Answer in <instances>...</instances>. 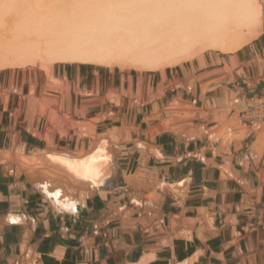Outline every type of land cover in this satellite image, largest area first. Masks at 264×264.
<instances>
[{"label": "crops", "instance_id": "1", "mask_svg": "<svg viewBox=\"0 0 264 264\" xmlns=\"http://www.w3.org/2000/svg\"><path fill=\"white\" fill-rule=\"evenodd\" d=\"M262 91L264 26L158 70L0 68V264H264Z\"/></svg>", "mask_w": 264, "mask_h": 264}, {"label": "bare ground", "instance_id": "2", "mask_svg": "<svg viewBox=\"0 0 264 264\" xmlns=\"http://www.w3.org/2000/svg\"><path fill=\"white\" fill-rule=\"evenodd\" d=\"M83 1H69L62 12L39 3V12L32 0H0L1 27L11 12L21 20L17 28L0 27V68L76 61L158 70L211 49L233 53L263 24L261 0ZM55 202L70 211L76 204Z\"/></svg>", "mask_w": 264, "mask_h": 264}, {"label": "rangeland", "instance_id": "3", "mask_svg": "<svg viewBox=\"0 0 264 264\" xmlns=\"http://www.w3.org/2000/svg\"><path fill=\"white\" fill-rule=\"evenodd\" d=\"M6 1H9V0H6ZM28 1H29V0H27V2H28ZM30 1H31V0H30ZM32 1H33V2H32V5H34V8L37 9V10L40 12V9H39L40 6H41V9H44L45 11H46L47 9H48V11H49L50 8H51V9H54V10H56V8H58V9L60 10L61 8H64L65 6L67 7V5H69V1L72 2L73 0H63V1L61 0V2H60V0H32ZM36 1H38V2H36ZM54 1H56V2H55L56 4L53 3ZM64 1H65V2H64ZM74 1H75V0H74ZM77 1L80 2V0H77ZM88 1H90V0H88ZM92 1H94V0H92ZM4 2H5V1H4ZM57 2H59L60 4L57 3ZM81 2L84 3V2H87V1H83V0H81ZM81 2H80V3H81ZM261 2H262L263 7H264V0H261ZM28 3H29V2H28ZM30 3H31V2H30ZM39 3H40V4H39ZM50 3H53V4H50ZM67 3H68V4H67ZM74 3H76V2H74ZM38 4H39L40 6H38ZM54 4H55L56 7L53 6ZM43 5H44V6H43ZM57 5H58V6H57ZM63 5H65V6H63ZM70 5H72V3H70ZM46 6H47V7H46ZM48 6H49L50 8H49ZM51 6H52V7H51ZM61 6H63V7H61ZM53 7H55V8H53ZM60 7H61V8H60ZM46 8H47V9H46ZM54 10H53V12H52L53 14H54ZM62 10H63V9H62ZM42 11H43V10H42ZM45 11H44V12H45ZM51 11H52V10H51ZM51 11H50V12H51ZM60 11H61V10H60ZM60 11H59V12H60ZM14 12H15V11H14ZM14 12H11V14H9L11 17H9L8 14L5 16V18H6V22L3 20L5 26L2 25L3 22L1 23L2 27L0 26L2 30H3L4 28H7V29H8L9 27H10V28L12 27L11 29H13V26H14V25H16V26H14V28L19 27L21 20H19V19L17 20V18H18L20 15H18V13L16 12L17 14H16V16H14V15H15ZM19 12H20V11H19ZM61 12H62V11H61ZM13 13H14V14H13ZM24 13H25V12H24ZM24 13H23V14H24ZM47 13H48V12H47ZM55 13H56V11H55ZM57 13H58V12H57ZM20 14H21V13H20ZM17 15H18V16H17ZM47 15H48V14H47ZM7 16H8L9 18H8ZM21 16H22V15H21ZM24 16H25V15H24ZM27 16H28V14H27ZM14 17H15V18H14ZM22 17H23V16H22ZM22 17H21V18H22ZM28 17H29V16H28ZM28 17H27V18H28ZM5 18H4V19H5ZM19 18H20V17H19ZM25 18H26V17H25ZM27 18H26V19H27ZM23 19H24V18H23ZM23 19H22V20H23ZM26 19H25V20H26ZM7 21H8L9 23H8ZM19 21H20V22H19ZM18 23H19V24H18ZM7 24H8V25H7ZM10 24H11V25H10ZM263 26H264V18H263V24H262L261 30H262ZM10 28H9V29H10ZM216 51H219V50H216ZM54 62H55V61H54ZM52 63H53L52 61L48 62V67H49ZM27 65H33V66H37V65H38V66H40V67H42V68H46V67L43 66L42 62H41V63H40V62H39V63L37 62V63H35V64H27ZM129 67L137 68V67L134 66V65H129Z\"/></svg>", "mask_w": 264, "mask_h": 264}, {"label": "built area", "instance_id": "4", "mask_svg": "<svg viewBox=\"0 0 264 264\" xmlns=\"http://www.w3.org/2000/svg\"><path fill=\"white\" fill-rule=\"evenodd\" d=\"M239 117L246 125H259L264 122V91L249 97L247 106L240 111Z\"/></svg>", "mask_w": 264, "mask_h": 264}]
</instances>
